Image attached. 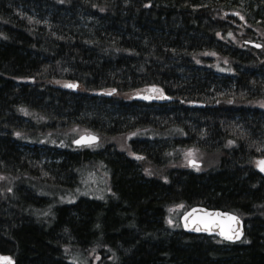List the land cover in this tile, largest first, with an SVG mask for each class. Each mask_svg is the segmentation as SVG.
Returning <instances> with one entry per match:
<instances>
[{"label":"trees","instance_id":"1","mask_svg":"<svg viewBox=\"0 0 264 264\" xmlns=\"http://www.w3.org/2000/svg\"><path fill=\"white\" fill-rule=\"evenodd\" d=\"M151 86L174 100L121 97ZM262 99L264 0H0V255L264 264ZM87 131L106 160L72 146ZM193 205L238 214L245 238L185 233Z\"/></svg>","mask_w":264,"mask_h":264},{"label":"snow or ice","instance_id":"2","mask_svg":"<svg viewBox=\"0 0 264 264\" xmlns=\"http://www.w3.org/2000/svg\"><path fill=\"white\" fill-rule=\"evenodd\" d=\"M95 6V5H94ZM101 11H103V9H101ZM236 15H240V13H236ZM241 19H244L243 16L240 17ZM31 19V18H29ZM217 35H219V33H217ZM229 36L232 35L231 32L228 33ZM257 47H261V45H257ZM227 63V61H225ZM226 71H231V69H225ZM65 87L68 88H76L77 85L73 82H68L65 84ZM115 89H112L111 92H115ZM153 91H157L160 92L161 94L159 96H157L156 98H165L162 94V90L156 89L155 86H153ZM152 96H145L144 99H152ZM190 103H192V101H190ZM228 103H232V101H228ZM262 106H264V104H262ZM15 135L19 136L20 133H15ZM132 135H135V133H132ZM98 141V137L92 133H86L84 135H81L77 140L74 141L75 144L77 145H87V146H92L93 144H95ZM230 143H233L230 141ZM259 151V149H258ZM192 150H189V155H191ZM140 158V157H138ZM189 163L191 166H196L197 165V161H195L194 159H190ZM256 167L260 169V171L264 172V157H261L260 159H258L257 161H255ZM9 191H11V189H9ZM177 207H183L182 205H178ZM193 213H195L196 209L192 210ZM206 214L204 216L201 217H191V219H189V215L186 213L185 214V224L184 226L187 227H192L193 225H196L195 230L196 231H214L217 227L220 228V235L224 236L225 239L228 240H234V239H239L240 233L229 227V228H224L223 226V221L219 220V217L221 215L223 216H227L228 219L230 221H235L238 222L239 221V217L236 216H231L227 213H208L207 210H205ZM169 223L171 224L172 221L169 220ZM4 259H9V258H4Z\"/></svg>","mask_w":264,"mask_h":264},{"label":"water","instance_id":"3","mask_svg":"<svg viewBox=\"0 0 264 264\" xmlns=\"http://www.w3.org/2000/svg\"><path fill=\"white\" fill-rule=\"evenodd\" d=\"M245 44L250 45L252 47H256L258 49L262 48V45L260 43H257V42H254V41H246ZM257 45H261V47H257ZM76 85H78V84H76ZM72 90H74V91L77 90V87L76 88H72ZM104 94L107 95V96H111L112 93L108 92V93H104ZM153 100H157V99H153ZM158 100L159 101H172L173 98L172 97H165V98H160ZM197 105L204 106V104H197ZM86 133H92V134H94V135H96L98 137V135L93 133V132H86ZM86 133H82L79 136H77L76 138H74V140L72 141V144L74 146H76V147H83L81 145L75 144L74 141L77 140L81 135H84ZM98 141H99V137H98ZM84 146H87V145H84ZM191 159H194V158H191ZM195 161H197V165L196 166H200L201 165L200 161H198V160H195ZM188 164L190 165L189 161H188ZM193 209H196L195 213H193V211H192ZM205 210H207L208 213H213V214H215L217 212L222 213V214L223 213H227V214H229L231 216L239 217V221L238 222L230 221L227 216L221 215L219 217V220L223 221L224 228L227 229V228L231 227V228L237 230L240 233L239 239H234V240L225 239L224 236L220 235V228L219 227H217L214 231L209 232V231H203V230L196 231L195 230L196 225H193L192 227H187V228L184 226V224H185V214L186 213L189 215V219H191V217H193V216H195V217L204 216L206 214ZM180 223H181L182 229H183V231L185 233L193 234V235H206V236H210V237H217L220 240L228 242V243L241 242L243 240L245 234H246L245 222L241 219V217L239 215H237L236 213L231 212V211L222 210V209H216V208H210V207H207V206H204V205H193L190 208H188L187 210H185L180 216Z\"/></svg>","mask_w":264,"mask_h":264},{"label":"rangeland","instance_id":"4","mask_svg":"<svg viewBox=\"0 0 264 264\" xmlns=\"http://www.w3.org/2000/svg\"><path fill=\"white\" fill-rule=\"evenodd\" d=\"M157 89V88H156ZM161 93L157 92V91H148V90H144V91H137L136 93H124L121 95V97L125 100H130L134 97H140V96H152V97H156L159 96ZM262 104H264V99L260 100L257 105L260 106L261 108L264 109V106H262ZM133 157L135 156L134 154H131ZM49 162V160H45L44 162ZM188 163V160H187ZM83 182H85V187L83 188V193L85 195H89V196H95L99 194V189L97 187V178L95 176L92 177H87L83 180ZM4 258H9V259H4ZM13 260L10 257L7 256H2L0 255V264H12Z\"/></svg>","mask_w":264,"mask_h":264},{"label":"flooded vegetation","instance_id":"5","mask_svg":"<svg viewBox=\"0 0 264 264\" xmlns=\"http://www.w3.org/2000/svg\"><path fill=\"white\" fill-rule=\"evenodd\" d=\"M221 69H227V68H223V67H220ZM110 143V142H109ZM98 153H100L101 155H102V157H101V160H106L105 159V156H107V155H109V154H112L113 153V151H111L112 149V146H111V144H106V142H104V141H101V137H100V139H99V141H98ZM110 149V150H109ZM133 154V153H132ZM135 156L133 157L132 155H130V159H133V160H140V158H141V156H138V155H136V154H134ZM138 157H140V158H138ZM258 171L259 172H261V173H263L262 171H260V169L258 168ZM264 174V173H263Z\"/></svg>","mask_w":264,"mask_h":264}]
</instances>
